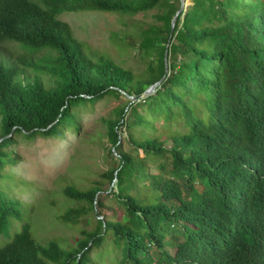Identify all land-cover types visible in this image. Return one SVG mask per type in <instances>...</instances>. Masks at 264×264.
I'll use <instances>...</instances> for the list:
<instances>
[{
    "label": "trees",
    "instance_id": "trees-1",
    "mask_svg": "<svg viewBox=\"0 0 264 264\" xmlns=\"http://www.w3.org/2000/svg\"><path fill=\"white\" fill-rule=\"evenodd\" d=\"M180 6L0 0V239L23 218L21 201L6 191L7 183L27 185L11 169L20 159L10 148L15 136L79 131L81 106L160 81L101 119L112 165L88 185L63 187L77 205L60 218L80 225L87 215L93 231L80 225L86 236L71 250L56 240L39 244L23 222L0 246V264H104L92 251L105 239L118 250L115 264H264V0H192L170 37ZM93 10L154 11L122 39L145 69L135 73L93 50L61 19ZM105 184L117 201L109 215Z\"/></svg>",
    "mask_w": 264,
    "mask_h": 264
},
{
    "label": "rangeland",
    "instance_id": "rangeland-1",
    "mask_svg": "<svg viewBox=\"0 0 264 264\" xmlns=\"http://www.w3.org/2000/svg\"><path fill=\"white\" fill-rule=\"evenodd\" d=\"M191 4L192 0H185L183 8L187 9ZM153 12L129 15L101 10L78 11L65 12L61 19L70 25L75 38L139 73L145 69L146 64L122 39L129 34H137L146 23L152 22ZM128 99L135 100L123 95L106 96L93 104L81 106L77 110L81 124L79 131L67 130L63 137H13L15 140L10 148L20 159L11 169L27 185L7 183V193L22 203L23 218L22 221L15 220L10 236L0 239V246L21 230L23 222L30 225L31 234L39 244L45 245L48 240H56L61 247L71 250L77 247L79 238L86 236L81 234L80 225L93 231L94 218L91 217L89 222L87 215L81 218L80 225H73L60 218L70 206L77 205L64 196L63 187L72 183L88 185L91 179L98 177L99 172L112 165L110 155H106L105 148L110 143L101 119L110 117L113 109ZM160 123L161 120L155 124ZM124 147L127 148V145L124 144ZM140 154L143 155L141 151ZM110 186L112 184H105V190L100 192L102 201L107 205L104 210L108 215L111 214V209L115 210L117 207V201L108 191ZM94 217L101 216L96 213ZM92 255L104 264H115L118 250L110 239H105L100 248L93 249Z\"/></svg>",
    "mask_w": 264,
    "mask_h": 264
},
{
    "label": "water",
    "instance_id": "water-1",
    "mask_svg": "<svg viewBox=\"0 0 264 264\" xmlns=\"http://www.w3.org/2000/svg\"><path fill=\"white\" fill-rule=\"evenodd\" d=\"M184 4H185V0H181V6H180V9L175 13V15L173 16L172 20H171V32H170V37L172 35V32H173V27H174V24H175V20H176V17L178 15V13L180 12V10L184 7ZM169 37V38H170ZM164 61H165V70L167 71L168 70V50L165 51V54H164ZM164 77V76H163ZM160 81H157L153 84H151L150 86H148L144 91L143 93L141 94H136V95H128V97H130L131 99H138L139 97H142V96H146V95H150L151 93H153L156 89V87L159 85ZM1 140V139H0Z\"/></svg>",
    "mask_w": 264,
    "mask_h": 264
}]
</instances>
